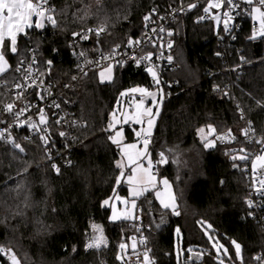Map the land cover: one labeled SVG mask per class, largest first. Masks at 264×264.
<instances>
[{
	"label": "trees",
	"instance_id": "trees-1",
	"mask_svg": "<svg viewBox=\"0 0 264 264\" xmlns=\"http://www.w3.org/2000/svg\"><path fill=\"white\" fill-rule=\"evenodd\" d=\"M50 1L58 26L47 23L42 30L28 29L18 41L17 53L6 54L10 68L0 76V106L11 100L7 88L25 46L37 49L42 71L51 61L50 76L63 85L79 74L69 46L74 32L104 25L103 36L91 43L104 49L124 46L140 38L151 11L192 0H102L99 8L96 0ZM205 6L178 16L172 25L179 67L166 75L171 86H164L163 109L150 147L152 160L161 153L167 159L159 175L173 181L179 215L157 210L150 195L138 207L144 221L157 231L150 236L156 264H177L175 243L178 240L180 246V232L184 250V254L179 250L180 264H217L216 253L207 246L206 223L215 240L241 245L243 264H255V258L264 255V227L249 215L245 168L253 160L254 146L243 139L240 112L252 121L258 139H264V38L250 39L247 23L236 45H227L215 33L213 22H197ZM138 85L154 88L145 69L130 63L118 66L110 83L100 82L98 71H92L65 92L63 98L72 104L78 123L77 141L73 164L59 174L40 140L25 144L23 152L0 140V247L19 256L26 253L29 264H121L120 245L133 232L132 221L112 222L111 208L104 205L105 200L128 193L122 181L117 184L121 150L109 139L113 135L109 125L121 93ZM212 128L220 135L233 134L236 141L206 149L199 130ZM124 129L125 143L134 142V128ZM240 149H245L248 160L232 159ZM92 224H100L106 232L108 245L100 250L85 247ZM189 245L191 252L202 256L195 263ZM230 262L241 264L235 254ZM0 264H10L6 255Z\"/></svg>",
	"mask_w": 264,
	"mask_h": 264
},
{
	"label": "built area",
	"instance_id": "built-area-1",
	"mask_svg": "<svg viewBox=\"0 0 264 264\" xmlns=\"http://www.w3.org/2000/svg\"><path fill=\"white\" fill-rule=\"evenodd\" d=\"M215 2H217V0H192L162 11L155 9V11H151L147 15L150 16L151 19L149 21L145 20V29L140 38L131 40V44L128 42L124 46H117L112 49H104L99 43L95 45L91 43V41L103 36L104 32L97 37L94 33H88V29H96L98 27L93 26L81 31V33L88 34L89 38L84 40L73 36L69 43L73 59L79 68V74L73 78L72 82L64 83L63 85H58L51 78L50 73L52 64L48 66L46 72L42 71L37 49L35 47L25 46L14 72V80L7 88V94L11 99L8 103L14 104L13 111L12 113L4 111V106L8 103L0 106V114L3 116V120L0 123V132H4L7 128L11 138L14 139L16 143H19L21 147L24 148V151L25 144L32 143L38 139L45 149L48 161L52 164H56L57 167L60 168V172L63 168L70 167L73 164L72 154L75 150L77 141L75 127L78 123L73 118L72 104L65 101L63 98L65 92L72 90L80 78L86 77L92 71H100L105 69L108 65H112L116 69L120 65L136 63V60L140 61L138 65L142 66L149 74L153 87H156L157 84H155L151 73L147 71L149 67H152L157 73L163 86H171L170 81L166 79V75L178 71L177 56L173 50V23L178 16L188 14L202 3L206 4V8L209 3ZM236 2L239 4V7L234 10L230 11L229 7L225 3H222L221 8L210 9L208 13L203 11L197 19L198 23L213 22L215 24V33L219 35L223 42L230 46L236 45L247 23L251 25L250 31L252 34L259 28V26L253 22L251 13L248 10L249 6L243 3V0H236ZM193 4L196 5V7L189 8V5ZM48 6L54 9V5L50 0H48ZM254 6L259 7V4L254 3ZM226 11H230V15L232 16V20L229 22V31L224 30L223 24V13ZM216 15L221 17L219 24L213 19ZM46 25L47 22H45V26ZM161 28L163 31H160ZM153 29L156 31H153ZM169 33H171V35H169ZM169 43L172 45L171 48L168 47ZM81 53H84V55H81ZM149 54H151L150 60L143 59ZM169 56L172 57L171 61L168 60ZM102 57L112 58L103 59ZM220 57L223 58L224 56L220 55ZM21 61H23V64L20 63ZM33 61H35V63H33ZM29 65L32 67V78L36 80L35 86L32 87L28 86L31 80L27 82L24 80V77L28 73ZM17 68H19L20 71H17ZM17 83L24 84L25 87L22 90L17 89L15 87ZM20 91H23V95L17 99V93ZM123 100L122 98L119 99L116 112ZM56 105H58V107H56ZM21 109H25V111L17 119L15 113L19 112ZM41 109L46 117V124L40 123ZM30 121L36 124L39 130L28 127L27 125ZM57 121H59V123H57ZM241 121L244 125L242 131L243 139L254 146V151L251 154L254 159V157L262 152V146L257 142L260 140L254 130L252 121L247 119L245 115H243ZM21 122H23V126H18ZM44 129L47 131H44ZM245 129L249 130L247 136L244 135ZM61 132L65 133V135L61 136ZM209 132L211 138L216 139V144L219 146L226 147L236 141V137L231 133L220 135L216 129ZM8 133L5 134V139L0 140L11 150L20 151L14 148L12 143L8 142ZM41 136L48 137L47 145L40 139ZM220 137H223V139H220ZM147 138L151 145L153 137ZM160 160V155L152 160V171L154 174L159 175V169L163 167V163H160ZM245 176L248 190L247 202L249 200L252 201V207L248 205L249 215L254 219H258L261 222V226L264 227V192L257 191L259 187L258 181L264 178V171L253 172L251 164H249L245 168ZM142 211V207H138L139 215L132 221L130 226L133 234L129 241L123 243L127 247L123 250L120 249L119 257H122V259H120L121 264H144L145 252L148 253L150 260L156 264L150 246V236H155L157 231L153 225L147 224L144 221ZM142 239L145 243L140 242ZM133 242L136 243L135 250L132 248ZM2 255L3 254L0 253V257ZM259 257H261V259L257 260L255 264H264V255H260Z\"/></svg>",
	"mask_w": 264,
	"mask_h": 264
},
{
	"label": "snow or ice",
	"instance_id": "snow-or-ice-1",
	"mask_svg": "<svg viewBox=\"0 0 264 264\" xmlns=\"http://www.w3.org/2000/svg\"><path fill=\"white\" fill-rule=\"evenodd\" d=\"M97 7L99 8L102 4V0H96ZM222 3H225L229 10H234L239 7V4L236 2V0H217L215 3H209L206 8H204V12L208 13L210 9L216 8L219 9L222 6ZM243 3H246L249 8V12L252 13V18L254 20H258L259 22V28L257 31H254L250 39H256L257 36L264 38V0H243ZM255 4H259V7L254 6ZM196 5H189V8H194ZM155 11V9L153 10ZM230 11H226L223 13L224 20V30L229 31V22L232 20V16L230 15ZM54 12V9L48 6V0H0V74L5 73L9 68V62L6 59L7 53L15 54L17 53V39L18 36L21 34L27 35L28 29L36 28V29H43L45 27V22L50 23L53 27L58 26L57 20L52 15ZM146 21H149L151 19L150 16H145L144 18ZM203 19V17H202ZM213 19L216 20L217 24L220 23L221 17L219 15H216L213 17ZM106 31V26L101 25L99 28L96 29H88V33H94L97 37L101 35V33ZM153 31H156L153 29ZM160 31H163L161 28ZM74 37H79L80 39H88L89 36L86 33L81 32H74L72 34ZM171 35V33H169ZM132 42L129 41V44ZM171 43L168 44V47L171 48ZM81 55H84V53H81ZM103 59H111L112 57H102ZM143 59H151V54H149L147 57H144ZM172 57L169 56L168 60L171 61ZM137 64H139V60L135 61ZM23 64V61L20 62ZM35 63V61H33ZM49 65L51 64V61L47 62ZM17 71H20L19 68H17ZM112 71L113 66L108 65L103 71L100 72V78L101 81L105 80H111L112 79ZM147 71L151 73L153 80L155 84L159 85L160 80L157 76V73L153 70L152 67L147 68ZM86 74V73H85ZM42 75V74H41ZM24 80L27 82L28 80H31V83L28 84L29 87L35 86L36 80L32 78V67L29 65L28 73L24 77ZM17 89H23L25 87L24 84L17 83L15 85ZM132 93H140L141 94V100L139 103L135 104V112L131 115L125 113L124 114V122H128L129 120H133L137 124H142L144 122V117L147 116V129L143 130L144 137H150L151 130L153 125L155 124L154 115H159V104H162L163 102V90H160V100L157 101L156 92H151L147 88H141L136 87L129 90ZM23 95V91H20L17 93V99H19ZM128 92H122L121 96H127ZM148 96L152 98V102L154 105L157 106V110L155 114H153L152 108H144V100L143 97ZM58 107V105H56ZM14 108V104L8 103L4 106V111L8 113H12ZM25 109H21L19 112L15 113V116L17 119ZM241 118H243V110H241ZM40 123L46 124L47 120L43 113V110H40ZM59 123V121H57ZM116 123H120V121L116 118V114L113 113V122L110 123L109 128H113ZM251 123V122H249ZM18 126H23V122L18 124ZM30 128L37 129V125L33 123H28L27 125ZM39 130V129H37ZM44 131H47L44 129ZM201 133L204 132L203 129L199 130ZM210 131H214V129H210ZM248 129L244 130V135H248ZM8 133V129L6 128L4 132H0V139H5V134ZM141 132H137V137L141 136ZM61 136H64L65 133L61 132ZM8 142L12 143L14 148L19 149L21 152L24 151V148L21 147L19 143H16L14 139L11 138L10 133L7 135ZM40 139L44 142L45 145L48 144V137L47 136H41ZM111 139L112 143L116 145L121 144L122 140V131L116 132L115 136L109 137ZM206 139V138H205ZM220 139H223V137H220ZM258 143L264 144V139L257 141ZM149 144V139L144 138L143 139V150L138 151L136 144L131 145H125L121 148V152L124 157L127 158L128 165L131 167V175L127 176V183L131 186L130 188V194L132 197H139L144 195L145 192L149 191V186L155 187V177L150 172V169L152 167L151 160L148 161V168H144L142 164L139 163L141 158L147 154V147ZM206 148H211L214 146L213 142H207L204 145ZM240 152L245 153V149H240ZM262 152H264V149H262ZM161 160L160 163H166V158L164 157V154L161 153ZM233 160L239 159V160H248L249 157L245 153L243 155L239 156H233ZM134 165V167H133ZM117 167L121 169L120 176L117 177V184L121 182V179L124 177L123 167L124 165L122 163H118ZM52 168L56 171L57 174L60 173V168L57 167L56 164H52ZM252 169L253 172H255L257 169L264 170V154L257 155L255 159L252 160ZM27 171V169H25ZM163 184L165 186L164 191L156 192V197L159 199L160 205L164 209H171L176 215H179L178 212H176V203H175V197L171 193V188L169 185V182L167 179L163 180ZM259 187L257 188L258 192H264V178L259 179L258 181ZM116 199H119V197H116ZM109 203L108 200L104 201V204L107 205ZM122 203L127 204L128 202L122 201ZM249 207H252V201H248ZM113 207V214L111 219L112 220H118L121 219V214H118L115 208V205ZM136 208L135 200L132 201V209L134 210ZM251 214V213H250ZM132 213L131 212H125L123 214V218L128 219L131 218ZM209 228L211 225L208 226ZM94 232L98 233L96 235H93L90 238L89 243L87 244V248L92 249H99L102 246H106V239L103 235V230L97 226L93 225ZM177 232L179 230L177 229ZM211 239V237H209ZM141 243H145V241L142 239L140 241ZM232 244L235 248V255L238 259L241 260V264H243V258L241 255V245L237 243L236 241H232ZM127 246L125 244H121L120 248L123 250ZM213 247L217 249V253L223 251L224 255H227L228 250L223 247V245H220L217 241L214 243ZM133 250L136 248V243L133 242L132 244ZM189 252L192 251V249H188ZM0 253L7 256L8 260L10 261V264H21V261L17 258L16 254L14 252H11L9 249H5L0 247ZM118 259H122V257H118ZM197 259H199V256H197ZM255 259L260 260L261 257H256ZM144 264H154L153 261L150 260V257L148 256V253H144ZM220 264H224L223 260L220 261Z\"/></svg>",
	"mask_w": 264,
	"mask_h": 264
},
{
	"label": "rangeland",
	"instance_id": "rangeland-1",
	"mask_svg": "<svg viewBox=\"0 0 264 264\" xmlns=\"http://www.w3.org/2000/svg\"><path fill=\"white\" fill-rule=\"evenodd\" d=\"M251 16H252V13H251ZM253 22L256 23L259 26L258 20H254L253 19ZM39 30H42V29H39ZM257 37L260 38L259 36H257ZM6 59H7V57H6ZM9 68H10V63H9ZM103 70L104 69L98 71V78H99V81L100 82H102L101 81V78H100V72L103 71ZM1 75L2 74H0V76ZM114 79H115V67L113 66L112 79L110 81L109 80H105L102 83H110ZM136 87L147 88L145 86H139V85L136 86ZM136 87H133V88H136ZM130 89H132V88H130ZM130 89H127V90L124 91V92H128V95L121 97L124 100H123L122 103H120V107H119V109H117V112H116V110L114 112L116 114V118L120 121V123H116L113 128H110V130L113 131V135L112 136H115L116 135V132L122 131L121 144L118 145L119 148H120V150H121V148L126 145V143H125L126 137H125V129H124V126L125 125H131L134 128V130H135V136H136V140L134 142H132L131 144H136L137 145V149L136 150L142 151L143 150V147H144V145H143V139L144 138H147V137H144L143 130L144 129H147V127H148V125H147L148 117L147 116L144 117V122L142 124H137L133 120H129L126 123L124 122V114L125 113H127L129 115L133 114L135 112V104L136 103H139V101L142 98L140 93H132V92L129 91ZM147 89L149 91H151V92H156L157 93V96H156L157 101L160 100V90L162 89L163 90V102H164V100H165V92H164V86H163V84H162L161 81H160V84L157 85L156 87H154L153 89H149V88H147ZM143 100H144V108H152L153 114H155V112L157 110V106L153 104L152 98L151 97H148V96H144L143 97ZM163 102H162V104H159L158 105L159 106V115L158 116H155L154 115L155 124L152 127L150 137H153V135H154V132H155V129H156L158 120H159V118L161 116V113H162ZM112 122H113V114L111 115V123ZM203 130H204L203 133H201L199 131V137H200V139L202 141H206V143L211 141V142L214 143V146H215L216 145V139L211 138L210 132H207L205 129H203ZM137 132H141L142 133L140 137H137V135H136ZM150 147H151V145L148 144L147 154L144 155L141 158V160L139 161V163L142 164L144 168H148L149 167L148 161L151 160V162H152V159H153L152 153L150 151ZM213 147H211V148H213ZM206 149H209V148H206ZM262 149H264V144L262 145ZM245 153L247 154V152H245ZM245 153H242L241 152V154H237L236 156L243 155ZM262 154H264V152H261L259 155H262ZM254 159H255V157H254ZM236 160L238 162L242 161V160H239V159H236ZM166 161H167V159H166ZM118 163H122L124 165V167H123L124 177L121 179V181L128 187V193H127V196H124V197L121 196V195H117L115 197L109 198L108 199L109 203L107 205L104 204L105 206L111 208L110 220H112L111 217H112V214H113V207L112 206L115 205V208H116L117 213L118 214H121L122 217H123V214L125 212H131L132 213L131 218H128V219L123 218L124 220L134 221L137 218V216L139 215L138 214V203L141 202V200H144L145 197L148 196V195H150L156 201V203H157V210H159L161 212H167V213H169L171 215H174V216L176 215L171 209H164L160 205L159 199L156 197V192L157 191H160V192H163L164 191L165 186L163 184V180L167 179V181L169 182L170 188H171V193L175 197L176 212H178L177 211V209H178V202H177V199H176V192H175L174 183H173V181L167 175L160 176L158 174H154L153 171H152V167H151L150 172L155 177V181H156L155 187L149 186V191L148 192H145L144 195L139 196V197H132L131 194H130V188H131V186L127 183V176L128 175H131V167H129L127 158L123 156L122 152H121V157H120V160L118 161ZM166 165H167V162L166 163H163V166L164 167ZM133 167H134V165H133ZM251 169H252V162H251ZM252 171H253V169H252ZM259 171H264V170L257 169L255 172H259ZM116 197H119V199H116ZM125 200L128 202L127 204L122 203V201H125ZM133 200H135V204H136V208L134 210L132 209V201ZM93 225H97V226H99L103 230V235H104V237H105V239L107 241L106 246L108 245V240H107V236H106L105 229L100 224H92L91 233L87 236L86 243H85L86 244L85 247H86L87 250H90L89 248H87V244L89 243L90 238L93 235L98 234V233L94 232ZM208 226H209L208 223H206L204 225V232H205V235H206V239L208 241L207 242V246H208V248L212 249L216 253V258H215L216 259L215 260L216 263L217 264H220V261L223 260L224 264H231L230 261H232V259L234 257V254H235V248H234L233 244L231 246H229V245H226L225 243H223L222 241H220L219 239H216L215 240L214 237H213V235H212V233H211L212 228L211 227L209 228ZM179 232H180V230H179ZM209 237H211V239H209ZM217 241L219 242L220 245H223V247L228 250L227 255H224L223 251L217 253V249L215 247H213L214 243H216ZM106 246H102L101 248H99L97 250H100V249H102V248H104ZM197 247H201V246L197 245ZM175 248H176V261H177V264H180L181 259H180V252H179V250L182 249V254H184V250H183V234L181 232H180V246H179V241L176 240ZM92 249H95V248H92ZM187 249H193V246L192 245H189L187 247ZM9 250H11V252H14L16 254L17 258L21 261V264H29L30 260L27 258L26 253L23 252L24 255L19 256L12 249H9ZM191 254H196V253L195 252H191ZM237 260L238 261H241L238 258H237Z\"/></svg>",
	"mask_w": 264,
	"mask_h": 264
},
{
	"label": "water",
	"instance_id": "water-1",
	"mask_svg": "<svg viewBox=\"0 0 264 264\" xmlns=\"http://www.w3.org/2000/svg\"><path fill=\"white\" fill-rule=\"evenodd\" d=\"M30 123H31V121H30ZM148 204H149V206L151 207V205L153 204V201H149ZM149 213H150L154 218H157L156 216L153 215V211H152L151 208L149 209ZM197 256H199V259H197ZM201 258H202L201 255H199V254H193V255H192V262L195 263L196 261L200 260Z\"/></svg>",
	"mask_w": 264,
	"mask_h": 264
},
{
	"label": "crops",
	"instance_id": "crops-1",
	"mask_svg": "<svg viewBox=\"0 0 264 264\" xmlns=\"http://www.w3.org/2000/svg\"><path fill=\"white\" fill-rule=\"evenodd\" d=\"M26 31H27V30H26ZM23 35H25V34H21V35L18 36L17 43H18L19 39H20ZM8 62H9V61H8ZM126 145H131V143H126ZM122 220H124V219H123V217L121 216V219H118V220H111V221H112V222H117V221H122Z\"/></svg>",
	"mask_w": 264,
	"mask_h": 264
}]
</instances>
